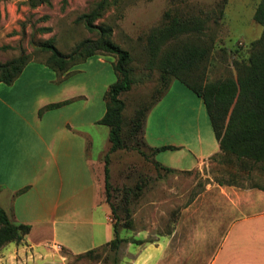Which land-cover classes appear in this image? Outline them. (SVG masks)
<instances>
[{
    "label": "rangeland",
    "instance_id": "rangeland-1",
    "mask_svg": "<svg viewBox=\"0 0 264 264\" xmlns=\"http://www.w3.org/2000/svg\"><path fill=\"white\" fill-rule=\"evenodd\" d=\"M100 1L48 0L47 3H40L34 7L32 0H0V62L10 61L24 53L32 56L31 62H36L32 63V66L47 67L43 62L48 53L38 48L44 40L54 37L58 49L69 54L81 41L99 38L98 29L89 30L85 22L78 18L95 9ZM260 1L228 0L224 16L217 18V23L210 24L211 31L204 37L214 44L209 79L217 78L227 69H231L235 75L233 60L247 57L251 43L262 35L263 27L254 18ZM219 2L220 0H109L103 17L95 23L112 25L114 28L112 39L132 54L135 84L125 97L127 116L133 114L136 103L148 100L159 83L160 73L157 68H148L146 40L148 33L163 24L166 11H171L173 14L199 15L202 12L215 10ZM116 59L113 54H97L85 62L74 65L71 73L65 76L66 80L57 81V84H65L67 92L75 84H85L90 95L91 85L95 90L94 95H91L92 98L100 101L102 94L104 97L110 85L118 80L113 65ZM47 68L49 76L57 77V72L52 71L54 69ZM58 76L61 77L59 74ZM43 79V83L46 79L47 82L50 80L47 75L43 76ZM169 89L155 106L156 108L160 104L159 107L149 112L148 118L153 111L151 124L155 123L154 117L157 118L156 114L161 110V106L168 102L166 100H172L174 91L168 95ZM177 90L179 95L173 99L180 98L186 101L190 99L184 92ZM163 99L164 101L161 102ZM187 110L189 112L190 108L188 107ZM187 118V121H191L196 127L198 117ZM106 130H108L106 125H99L96 129V143L91 148L93 159L97 151L99 153L103 148L107 139ZM107 152L98 164V175L104 187V164ZM142 152L150 156L147 147L136 148L131 144L110 154L111 200L114 203L118 204L123 196V190L137 184L140 180L139 176L148 174L140 199L131 206L133 213H136L132 227L135 230L128 233L131 235L128 241L121 245L118 252L109 245L93 250L89 255L80 258L63 252L67 256V264H120L121 261L127 264L132 259L131 253L136 250V245L128 242H132L134 237L153 238V234L163 246L150 245L146 242L150 246L147 250L152 253L148 264H239L243 261L250 264L264 263V215L257 217L258 214L264 213V199H258L254 205L244 204L240 210L230 209L221 223L214 228L209 224L215 221L211 217L214 215L199 216V211L200 214L210 211L203 209L207 205L204 202L195 203L188 212L182 213L184 210H181L190 200L188 196L202 193L205 185L211 182V178L217 183V179L228 180L230 172H237L239 185L231 191L253 189L249 194L257 198L262 192L247 186L256 181L264 184V171L256 168H232L229 171L223 163L209 159L200 168L190 172H170L156 169L152 160L142 155ZM249 174L253 177L247 179ZM104 196L106 200L105 188ZM179 196L185 197L177 199ZM171 205L173 208L176 206L177 210L166 216L163 212H167ZM121 211L123 209L118 207L119 214L123 216ZM215 212L217 213L218 210ZM175 227L177 233L172 237L171 231ZM137 228H148V230L137 237ZM167 242L170 244L166 245Z\"/></svg>",
    "mask_w": 264,
    "mask_h": 264
},
{
    "label": "crops",
    "instance_id": "crops-1",
    "mask_svg": "<svg viewBox=\"0 0 264 264\" xmlns=\"http://www.w3.org/2000/svg\"><path fill=\"white\" fill-rule=\"evenodd\" d=\"M32 63L36 62L28 64L12 84L0 83V205L13 221L31 227L20 243L11 242L2 248L0 264H67L63 252L84 254L107 245L115 237L116 220L98 175V164L111 144L109 128L101 151H97L95 159L91 154L106 104L103 94L100 101L92 98L95 90L91 85V95L85 84H75L67 92L65 84H57L66 80L65 76H58L55 70L52 71L57 77L49 76V66ZM45 75L50 80L43 83ZM177 89L190 99H173L179 95ZM173 91L172 100H166L154 117L155 123L151 124L154 110L147 117L144 135L152 148L176 147L157 151L154 157L158 162L188 172L200 168L220 147L202 98L179 80L173 81L167 94ZM55 103L62 105L46 108ZM189 116L198 117L196 127L187 121ZM232 188L235 186L221 185L211 178L202 193L188 196L190 200L182 213L204 202L207 205L203 209L210 211H199V216L214 215L211 217L215 221L209 223L214 228L230 209L240 210L244 204L254 205L264 199L263 190L254 198L249 194L253 189L231 191ZM175 209L171 205L163 214H173ZM134 230L119 228L120 235L127 239ZM146 230L137 228L136 236ZM176 233L177 227L171 236ZM152 236L134 237L128 242L134 243L136 250L127 264L149 263L152 253L146 242L163 246L158 237Z\"/></svg>",
    "mask_w": 264,
    "mask_h": 264
},
{
    "label": "trees",
    "instance_id": "trees-1",
    "mask_svg": "<svg viewBox=\"0 0 264 264\" xmlns=\"http://www.w3.org/2000/svg\"><path fill=\"white\" fill-rule=\"evenodd\" d=\"M227 1L220 0L215 10L202 12L199 15L165 12L163 24L153 28L146 37L148 68H157L160 73L159 83L147 101L136 103L134 112L130 116L126 115L125 97L135 84L132 54L112 39L114 32L112 25L95 23L103 17L109 0H101L95 9L78 18L85 22L89 30L98 29L99 38L81 41L69 54L58 49L54 37L38 45L39 50L48 53L44 63L61 76H68L74 65L85 62L97 54L108 53L117 57L113 65L118 80L110 85L105 93L106 111L99 120L100 124L106 125L110 130L111 146L105 156L104 188L105 201L116 220L115 237L107 245L116 252L124 242L128 241L120 235L119 228L120 225L123 228L133 227L131 206L140 199L148 174L139 176L140 180L137 184L123 190V196L119 197L118 204L114 203L111 200L110 154L129 144L136 148L145 146L149 149L150 156L144 152L142 155L150 158L156 169L179 171L163 165L154 157L159 150L176 147L152 148L144 135L149 112L166 94L174 80L184 83L202 98L205 104L220 147V151L210 159L223 163L229 171L232 168H256L264 171V0L259 2L254 15L255 20L263 27L262 35L251 43L247 57L233 60L236 74L234 75L231 69H227L217 78L209 79L214 44L213 41L204 37L211 31L210 24L217 23V18L224 16ZM47 2L48 0H32V5L36 7L40 3ZM31 61H33L32 56L23 53L10 61L0 62V83L12 84ZM60 105L62 103L50 104L46 108ZM252 177L253 175L250 177L249 174L247 179ZM229 178L228 180L217 179V181L221 185L239 186L237 172H230ZM247 187L264 191V184L258 181L252 182ZM118 207L123 209L121 211L123 216L119 214ZM30 229L28 224L13 221L0 205V251L8 243H20ZM92 251L76 255V257L89 255Z\"/></svg>",
    "mask_w": 264,
    "mask_h": 264
}]
</instances>
